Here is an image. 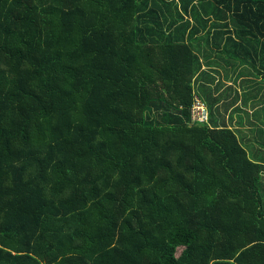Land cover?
Listing matches in <instances>:
<instances>
[{
  "label": "trees",
  "instance_id": "16d2710c",
  "mask_svg": "<svg viewBox=\"0 0 264 264\" xmlns=\"http://www.w3.org/2000/svg\"><path fill=\"white\" fill-rule=\"evenodd\" d=\"M220 69L264 84V0H0V264H264Z\"/></svg>",
  "mask_w": 264,
  "mask_h": 264
},
{
  "label": "crops",
  "instance_id": "0c3cea01",
  "mask_svg": "<svg viewBox=\"0 0 264 264\" xmlns=\"http://www.w3.org/2000/svg\"><path fill=\"white\" fill-rule=\"evenodd\" d=\"M220 71L222 73V76H221L222 87L220 91L226 92V90L229 89L227 94H225L226 95L225 102L230 103L233 100L232 97L239 95L241 98L242 95H245L244 93L251 92V91L254 92L255 95H258V98L261 101V107L253 109L249 106L246 109L247 111L246 114L252 117L253 112L259 109L261 111V116H260L261 122H257V120L253 117L251 118V121H249L246 117H244V121L239 122V119H238L239 112H234L235 106H233V108H230V111L225 116L226 121H227L226 123H228V126L230 128H234V130L236 128H239L241 130L240 131L241 134L245 133L246 135L245 138L247 140L258 139L259 128L264 129V124L262 123L264 122V84L262 82V76L254 77V76H251L250 74H245V76H243L240 73V71H235V72L230 71V73L226 75V72H224L221 69ZM218 78L220 77L217 76V79ZM239 103L240 102L238 101L236 106H238ZM253 144L257 145L256 142H253ZM262 151H264L263 148H262Z\"/></svg>",
  "mask_w": 264,
  "mask_h": 264
},
{
  "label": "built area",
  "instance_id": "2783aa9c",
  "mask_svg": "<svg viewBox=\"0 0 264 264\" xmlns=\"http://www.w3.org/2000/svg\"><path fill=\"white\" fill-rule=\"evenodd\" d=\"M193 117L195 121L200 123L206 122L208 118L207 110L201 103H196L193 107Z\"/></svg>",
  "mask_w": 264,
  "mask_h": 264
},
{
  "label": "rangeland",
  "instance_id": "374dc122",
  "mask_svg": "<svg viewBox=\"0 0 264 264\" xmlns=\"http://www.w3.org/2000/svg\"><path fill=\"white\" fill-rule=\"evenodd\" d=\"M181 252H182V248H180V249H179V251H178V254H177V255H179Z\"/></svg>",
  "mask_w": 264,
  "mask_h": 264
}]
</instances>
